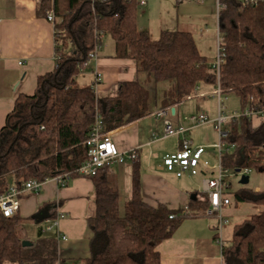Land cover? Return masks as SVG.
Masks as SVG:
<instances>
[{
    "label": "trees",
    "instance_id": "obj_1",
    "mask_svg": "<svg viewBox=\"0 0 264 264\" xmlns=\"http://www.w3.org/2000/svg\"><path fill=\"white\" fill-rule=\"evenodd\" d=\"M220 1L225 6L217 16L223 60L216 71L199 54L190 33L162 31L153 40L139 30L138 0H39L36 16L44 18L52 10L56 18V67L37 79L31 96H18L6 116L0 130V195L11 181L41 182L59 174L79 177L76 170L87 158L84 141L97 118L102 131L111 132L149 114L151 92L138 80L118 83L114 96L101 99L93 86L76 84L101 36L110 37L114 56L134 61L137 73L153 86L167 85L161 108L188 99L198 84H218L224 95L238 98L241 110L264 105V0L250 5ZM225 131L224 143L232 151L221 152V167L235 173L264 172V123L253 128L242 117L229 121ZM111 172L103 167L90 178L95 215L89 221L92 237L84 264H160L158 245L170 239L184 219L203 216L192 212L205 211L206 196L199 193L191 199L185 214L182 208L170 210L163 204L151 207L142 200L135 162L130 196L120 209ZM232 199L258 211L234 226L228 246L222 249V264H264V191L244 188ZM20 225L16 215L5 218L0 213V264H56L55 238L39 231L31 245L23 246Z\"/></svg>",
    "mask_w": 264,
    "mask_h": 264
},
{
    "label": "crops",
    "instance_id": "obj_2",
    "mask_svg": "<svg viewBox=\"0 0 264 264\" xmlns=\"http://www.w3.org/2000/svg\"><path fill=\"white\" fill-rule=\"evenodd\" d=\"M37 4L38 0H0V130L7 114L12 111L16 98L20 95L31 96L37 79L56 67L54 27L44 18L36 16ZM140 8L144 14L141 12V17L137 16L139 30L146 31L153 40L162 31L190 33L199 54L211 67L213 61H208L205 57L207 51L203 42L207 32L218 34L216 0H145V5ZM156 14L158 17H154ZM156 26L160 28L159 31ZM102 40L103 37L96 59L88 61L80 72L84 75V78H80L82 83L77 81L78 75L76 84L82 87L93 86L96 96L101 99L114 96L118 83L138 80L148 90L151 89V95H155L160 84L155 87L145 75L138 74L134 61L116 58L113 42L104 49ZM95 77L99 81H95ZM162 84L164 92L167 85ZM203 85L198 84L191 97L174 105L177 125L190 128V124L186 127L183 122H187L188 116L200 112V102L210 86ZM212 87L216 88L215 85ZM161 97L155 99L154 96V100H150L148 115L109 134L119 151L137 150L143 202L151 207L163 204L170 210H178L192 198H197L201 179L210 173L202 171L199 176L184 174L177 178L162 167V158L176 152L177 140L170 138L175 142L172 151L158 146L165 140H161L162 121L155 120L151 114L161 108ZM191 102L194 104H189ZM190 106L194 108H189ZM204 158L207 160L206 150ZM131 173L132 163L129 162L112 167L110 182L118 192L120 209L130 196ZM94 199L95 190L90 178L74 177L63 188L48 180L40 193L20 196L16 214L21 224L20 236L31 243L45 225L62 214L63 217L57 220L56 226L44 235L55 237L58 232L67 237L64 242H56L59 264H84L89 256L92 237L89 221L95 215ZM230 207L231 205L225 208L230 210L226 214L232 213ZM253 210L258 211L257 208ZM214 223V219L205 216L184 219L173 236L156 248L160 264H222V250L216 244L212 230ZM225 228L223 237L228 246L231 235L228 239L225 237Z\"/></svg>",
    "mask_w": 264,
    "mask_h": 264
},
{
    "label": "built area",
    "instance_id": "obj_3",
    "mask_svg": "<svg viewBox=\"0 0 264 264\" xmlns=\"http://www.w3.org/2000/svg\"><path fill=\"white\" fill-rule=\"evenodd\" d=\"M52 2V0H47ZM105 1V0H97ZM243 5L256 4L257 0H240ZM39 2V0H38ZM145 5V0H138V6L142 7ZM225 6L220 0H216V14L224 10ZM46 22L55 25L56 18L52 10L46 12L44 17ZM102 37V36H101ZM101 37L97 38L94 49L89 53L88 60L96 59L97 51L101 47ZM219 43L217 44V58L211 67L218 71L219 66L223 60V47L221 44V35L217 34ZM55 46L58 45L54 41ZM88 63V62H87ZM21 65V62H18ZM96 81H99L98 77H95ZM215 92L211 96L216 100V114L215 117L210 119L205 114H194L186 118L190 124V128H184L175 123V111L174 106L167 108H160L155 110L151 116L155 120L162 121V136L161 140L175 138L177 140V150L173 154L165 155L162 158V167L166 172L172 173L175 177L180 178L184 174H189L192 177L199 176L202 171L210 173L209 176H204L201 179L200 194L206 196L207 208L202 213L197 210L193 211L192 214L199 215L214 219L215 223L212 226L214 231L215 242L222 250L225 245L223 230L229 225L227 217L222 215V211L231 205V199L227 193V186L229 182L226 180L228 176V170H225L220 165V154L225 146L224 139L227 133L223 127H225L229 121L238 120L242 117L247 118L253 128H257L261 123H264V105L260 108H250L249 106L244 107L240 113L226 114L224 101L222 98V92L218 86L215 85ZM206 124H212L218 133L219 141L218 144L213 146V149L217 150L219 156V163L211 166L210 163L204 158L206 148L201 146H194L193 143L187 138V132L195 127L203 126ZM84 146L87 148V158L76 170L79 177L91 178L95 176L99 169L103 167H114L117 165L124 164L126 162L135 163L138 162V153L136 149L121 152L117 149L112 141L109 132H103L99 118L95 120L92 126L89 136L84 141ZM251 172V169L239 170L237 174L244 177ZM51 180L55 182L57 187H66L70 181L68 174H59L52 178L45 179L44 181L38 182L34 180L22 182L17 184L12 181L7 190L0 195V213L3 217L9 218L17 214L19 206V198L25 194L36 195L40 193L42 186L45 182ZM189 213L187 205L182 207V214ZM62 214L56 216V220L45 225L41 230L42 234L49 233L52 228L57 224V220L62 218ZM173 216H170L172 218ZM56 242H64L67 237L57 232L55 235ZM56 264H59L58 261Z\"/></svg>",
    "mask_w": 264,
    "mask_h": 264
},
{
    "label": "rangeland",
    "instance_id": "obj_4",
    "mask_svg": "<svg viewBox=\"0 0 264 264\" xmlns=\"http://www.w3.org/2000/svg\"><path fill=\"white\" fill-rule=\"evenodd\" d=\"M143 9L138 8L137 16L141 17V14ZM142 12V13H141ZM144 14V13H143ZM154 17H158L156 14ZM146 18V16H145ZM156 30L159 31L160 28L156 26ZM195 39V38H194ZM112 39L108 36H104L102 40L103 48L105 49V46L107 44H112ZM219 43L217 38V33L209 31L205 34V42H203V46L205 48V51H207L205 57L208 61L215 62L217 58V44ZM212 55V56H211ZM82 72V71H81ZM84 78V75L79 73L78 82L79 84L82 83L80 78ZM80 79V81H79ZM204 86V85H203ZM208 87V86H207ZM207 91H205V98L201 100L200 102V112L201 114L207 115L210 119L215 117L216 114V100L211 95L214 94L215 88L214 87H208ZM164 85L160 84L157 89L155 95H151L150 100L159 99L163 94ZM151 90V89H150ZM203 91V90H202ZM222 98L225 99L224 106H225V113L226 114H233V113H240L241 112V106L238 98L234 96L233 94H222ZM189 104H194V102H191ZM189 108H194V106H190ZM199 112V113H200ZM198 114V113H197ZM184 126H189V123L183 122ZM225 129V127H223ZM187 138L192 141L194 146H201L206 148V156L207 160L211 164V166L217 165L219 163V156L217 150L213 149V146L218 144L219 136L215 128L212 124H206L203 126L195 127L190 130L189 133L186 134ZM174 139H165L161 143H159L158 146H162L163 149L172 151L174 149ZM206 143H211L212 145L208 146ZM227 149L228 152L232 151V147H228L225 145L222 149V152H225ZM242 175H239L235 173L234 171L228 172V176L226 180L229 182V186L227 189L228 195L231 197V209L233 210L231 214L228 213V209H224L222 211V215L228 218L229 225L225 228V237L228 239L229 235L232 234V230L235 225L240 224L242 221L248 219L251 214H254L255 207H252L250 204H235V202L232 199V194L237 192L240 189H249L255 191V189L259 191H264V172L251 170V172L246 175L247 181L245 184H241V177ZM198 181V178H195V181ZM200 192V189H199ZM198 212L202 213L201 211L197 210Z\"/></svg>",
    "mask_w": 264,
    "mask_h": 264
},
{
    "label": "water",
    "instance_id": "obj_5",
    "mask_svg": "<svg viewBox=\"0 0 264 264\" xmlns=\"http://www.w3.org/2000/svg\"><path fill=\"white\" fill-rule=\"evenodd\" d=\"M239 172V170H236V173H238ZM244 179H246L247 180V178L245 177ZM193 199V198H192ZM22 245L23 246H29V245H31V243L30 242H27V241H23L22 242Z\"/></svg>",
    "mask_w": 264,
    "mask_h": 264
}]
</instances>
